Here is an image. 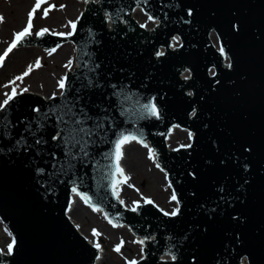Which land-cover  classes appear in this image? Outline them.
<instances>
[{"label": "water", "instance_id": "1", "mask_svg": "<svg viewBox=\"0 0 264 264\" xmlns=\"http://www.w3.org/2000/svg\"><path fill=\"white\" fill-rule=\"evenodd\" d=\"M135 7L159 25H138ZM65 40L77 67L63 95L22 93L0 109V220L14 239L0 264H95L67 216L77 193L143 239L135 264H264V0H100L72 36L18 46ZM174 126L193 133L190 147L168 150ZM122 134L149 141L176 215L148 201L133 211L113 195Z\"/></svg>", "mask_w": 264, "mask_h": 264}, {"label": "rangeland", "instance_id": "2", "mask_svg": "<svg viewBox=\"0 0 264 264\" xmlns=\"http://www.w3.org/2000/svg\"><path fill=\"white\" fill-rule=\"evenodd\" d=\"M34 4L35 0H0V55L11 45L14 34L26 27ZM50 6L51 10L44 16V9ZM83 8V1L47 0L33 16L31 36L35 37L43 29L48 30L46 33H63V36H67L72 32L71 23L76 22ZM134 17L138 22L146 23L140 11H136ZM74 52L72 42L57 47L51 51V55L37 47H15L0 65V103L13 87L17 93L26 92L24 89H27L43 97L59 94L61 89L58 82L75 65ZM37 61L39 67H36ZM29 65L33 66L29 75L24 76L22 81L16 80V77L23 76ZM173 133L168 145L177 147L188 144L190 133L178 129ZM123 153L122 165L127 178V182L119 188L123 204L132 207L148 199L160 210L172 213L177 203L172 199L171 188L154 156L149 158V149L132 142L124 147ZM68 216L83 236L102 248L103 254L98 264H130L141 256V245L137 242L140 241L139 237L136 238L126 227L112 226L101 213L91 210L76 197ZM93 230L99 235L94 236ZM9 244L11 236L0 222V250L7 251ZM117 246L120 247L118 252L115 251Z\"/></svg>", "mask_w": 264, "mask_h": 264}, {"label": "snow or ice", "instance_id": "3", "mask_svg": "<svg viewBox=\"0 0 264 264\" xmlns=\"http://www.w3.org/2000/svg\"><path fill=\"white\" fill-rule=\"evenodd\" d=\"M87 2V0H86ZM47 3V0H35V4L33 6V8L31 9V11L29 12L28 14V20H27V25L26 27L18 32V33H15L14 34V39L11 43V45L8 47V49L4 52L3 55H0V65L3 64V61L5 59V57L18 45L20 44L22 41L25 40L26 37L30 36L32 34L31 32V29H32V20H33V16L34 14L41 8V5L43 4H46ZM51 10V6L49 8H45L44 9V16H47L48 15V12ZM149 19H152V17H149ZM0 21H2V18H0ZM71 28L73 29V31L75 30L76 28V25L75 23H71ZM46 32H48L47 29H43L41 30L40 32L36 33V35L38 37L40 36H43ZM51 34L53 35H61L63 36L64 34L63 33H55V32H52ZM72 33H68V35H71ZM52 51H55V49H53ZM223 51V50H221ZM162 54V53H161ZM49 55H51V52H49ZM40 64H39V61L36 62V67H39ZM33 70V66L32 65H29L28 69L24 72L23 76H18L16 77V80H20L22 81L24 76H27L29 75V73ZM14 83V82H13ZM58 85H59V88L60 89H64L65 87V83H64V80L61 79L59 82H58ZM24 91H27V89H24ZM63 95V92L61 93ZM15 95H17V92H16V88L13 87L12 89V92L11 93H6L5 96H6V99L0 103V109H3L6 105H8V103L13 100V98L15 97ZM150 112L152 115H157V110L155 108L154 105H151V106H148ZM131 140H136V137L135 136H126V135H121V138L118 139L116 142H115V172L112 174L113 175V179H112V190H113V195H117L118 196V185L120 184H124L127 182V178L124 177L123 175V169H121L119 167V161L121 159V156H122V152H121V149L123 147L124 144L126 143H129ZM136 142L138 143H142V141H139V140H136ZM144 147H148L147 144H144L143 145ZM149 158L151 159L152 158V150L149 149ZM120 177V179H116V177ZM73 191L75 192L76 190L73 189ZM77 195H79V193H77ZM82 199L85 200V202L87 203V197H82ZM173 200H175V194H173V197H172ZM148 203H151V201H148ZM94 211H98V209H93ZM133 211H135V207L132 209ZM177 212L176 211H173L172 215H176ZM165 215H167V213H165ZM111 222V221H110ZM115 226V225H113ZM93 235H99V233H97L95 230H93ZM142 243V242H141ZM98 249H99V244L95 245ZM11 250H12V244H9L8 246V251L9 253H11ZM120 250V247L117 246V248L115 249V251H119ZM132 264H135V262H132Z\"/></svg>", "mask_w": 264, "mask_h": 264}, {"label": "bare ground", "instance_id": "4", "mask_svg": "<svg viewBox=\"0 0 264 264\" xmlns=\"http://www.w3.org/2000/svg\"><path fill=\"white\" fill-rule=\"evenodd\" d=\"M75 197H76L75 195L72 196V204H73V201H74V198H75ZM102 254H103V253H101V256H102Z\"/></svg>", "mask_w": 264, "mask_h": 264}]
</instances>
